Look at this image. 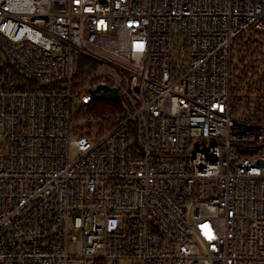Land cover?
Returning <instances> with one entry per match:
<instances>
[{
	"label": "built area",
	"instance_id": "2783aa9c",
	"mask_svg": "<svg viewBox=\"0 0 264 264\" xmlns=\"http://www.w3.org/2000/svg\"><path fill=\"white\" fill-rule=\"evenodd\" d=\"M0 264H264V0H0Z\"/></svg>",
	"mask_w": 264,
	"mask_h": 264
},
{
	"label": "trees",
	"instance_id": "16d2710c",
	"mask_svg": "<svg viewBox=\"0 0 264 264\" xmlns=\"http://www.w3.org/2000/svg\"><path fill=\"white\" fill-rule=\"evenodd\" d=\"M89 68V61L86 58L77 55L75 59V81L78 82L79 80L84 79L86 76V69ZM105 105L103 106L101 102L95 101L88 106V116L94 120L95 124L94 129H90V126H87V129L89 130L88 132H84L85 135L89 136L92 133L95 137H98L124 117L125 105L122 100L118 102H110ZM81 117H83L82 114L79 115V118ZM106 117L108 119H106ZM83 131L84 130H81V132Z\"/></svg>",
	"mask_w": 264,
	"mask_h": 264
},
{
	"label": "water",
	"instance_id": "95a60500",
	"mask_svg": "<svg viewBox=\"0 0 264 264\" xmlns=\"http://www.w3.org/2000/svg\"><path fill=\"white\" fill-rule=\"evenodd\" d=\"M91 93L96 101L116 102L119 100V94L116 89L106 86H97Z\"/></svg>",
	"mask_w": 264,
	"mask_h": 264
},
{
	"label": "rangeland",
	"instance_id": "374dc122",
	"mask_svg": "<svg viewBox=\"0 0 264 264\" xmlns=\"http://www.w3.org/2000/svg\"><path fill=\"white\" fill-rule=\"evenodd\" d=\"M175 40H178V44L177 45H174V49L177 50V51H181L183 49V39L182 38H176ZM99 73L110 74V75L113 74L112 71H111V69H110V67H108V66H104L101 69H99ZM108 103H110V102L109 101H101V104L103 106L105 104H108ZM73 113H75L74 110H73ZM92 121H93L92 124H95L94 120H92ZM89 126H90V129H94V125H89ZM74 157H75V155L72 154L71 155V158L73 159Z\"/></svg>",
	"mask_w": 264,
	"mask_h": 264
}]
</instances>
